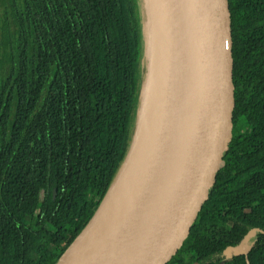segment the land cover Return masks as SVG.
Instances as JSON below:
<instances>
[{
  "label": "trees",
  "instance_id": "16d2710c",
  "mask_svg": "<svg viewBox=\"0 0 264 264\" xmlns=\"http://www.w3.org/2000/svg\"><path fill=\"white\" fill-rule=\"evenodd\" d=\"M229 4L233 149L168 264H264V0ZM142 56L139 0H0V264H57L93 218L132 147Z\"/></svg>",
  "mask_w": 264,
  "mask_h": 264
},
{
  "label": "water",
  "instance_id": "95a60500",
  "mask_svg": "<svg viewBox=\"0 0 264 264\" xmlns=\"http://www.w3.org/2000/svg\"><path fill=\"white\" fill-rule=\"evenodd\" d=\"M147 2L163 74L151 72V49L131 150L95 215L57 264H168L233 149L229 0H154V20L152 0ZM149 94L163 105V139L140 170L126 174L131 155L143 149L137 136ZM243 244L228 254H241Z\"/></svg>",
  "mask_w": 264,
  "mask_h": 264
},
{
  "label": "bare ground",
  "instance_id": "6f19581e",
  "mask_svg": "<svg viewBox=\"0 0 264 264\" xmlns=\"http://www.w3.org/2000/svg\"><path fill=\"white\" fill-rule=\"evenodd\" d=\"M152 12H153V20L155 19V9H154V0L151 3ZM152 28V46L151 49L153 51L151 57V66H152V74L157 73L159 75L163 74L161 69V60L159 56L154 57V29L153 24H151ZM167 87V83L164 85V90ZM166 90L164 91L165 94ZM156 94V93H155ZM149 94L146 98L145 108L143 112V121L140 127V131L138 134V141H141L143 144L142 150H136L134 154L131 155L130 161L128 163V168L125 170V173L137 172L140 168L152 157L156 151L158 150L162 139H163V105L160 103V99L157 95Z\"/></svg>",
  "mask_w": 264,
  "mask_h": 264
},
{
  "label": "rangeland",
  "instance_id": "374dc122",
  "mask_svg": "<svg viewBox=\"0 0 264 264\" xmlns=\"http://www.w3.org/2000/svg\"><path fill=\"white\" fill-rule=\"evenodd\" d=\"M139 12L141 15V20H142V36H143V56H142V71H143V77H144V82L142 83V92L144 88V94H146V87H147V72H148V64H149V54L151 51V17H150V8L148 5L147 0H139ZM140 105H142V98H140ZM140 108V106H139ZM137 118H139V113L137 114ZM137 122V120H136ZM253 241V236L249 235L247 236L242 243L243 246L239 249L241 254H244V250H247L251 245ZM241 243V244H242ZM230 253V252H228ZM231 256L232 254L228 255V263L231 261Z\"/></svg>",
  "mask_w": 264,
  "mask_h": 264
},
{
  "label": "flooded vegetation",
  "instance_id": "af4514ba",
  "mask_svg": "<svg viewBox=\"0 0 264 264\" xmlns=\"http://www.w3.org/2000/svg\"><path fill=\"white\" fill-rule=\"evenodd\" d=\"M245 254H246V253H245ZM228 255H230V254H228ZM228 255H227V256H228Z\"/></svg>",
  "mask_w": 264,
  "mask_h": 264
}]
</instances>
